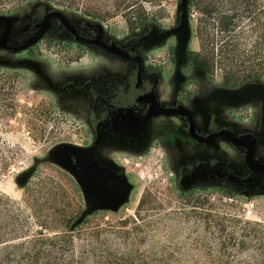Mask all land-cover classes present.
<instances>
[{
	"label": "rangeland",
	"instance_id": "rangeland-1",
	"mask_svg": "<svg viewBox=\"0 0 264 264\" xmlns=\"http://www.w3.org/2000/svg\"><path fill=\"white\" fill-rule=\"evenodd\" d=\"M28 2H0L20 11L0 16V223L16 231L0 235L7 264H46L20 262L27 244L64 233L84 264H264V171L223 135L253 138L264 165V0ZM30 42L37 57L22 52ZM184 87L196 91L184 105L197 136L170 111ZM66 146L121 170L128 200L109 209L87 197L58 158ZM217 165L235 174L208 180ZM230 235L250 237L240 248Z\"/></svg>",
	"mask_w": 264,
	"mask_h": 264
},
{
	"label": "water",
	"instance_id": "water-1",
	"mask_svg": "<svg viewBox=\"0 0 264 264\" xmlns=\"http://www.w3.org/2000/svg\"><path fill=\"white\" fill-rule=\"evenodd\" d=\"M178 31L182 42L189 40L190 29L186 20L182 21ZM40 35L41 33L35 39ZM58 158L71 168L87 197L99 199V206L117 209L128 200L131 184L124 173L111 163L101 159H89L88 152L73 146L62 148Z\"/></svg>",
	"mask_w": 264,
	"mask_h": 264
},
{
	"label": "trees",
	"instance_id": "trees-1",
	"mask_svg": "<svg viewBox=\"0 0 264 264\" xmlns=\"http://www.w3.org/2000/svg\"><path fill=\"white\" fill-rule=\"evenodd\" d=\"M10 1L20 2L23 0H0V2H3V3L4 2H10ZM28 1L29 2L27 3L26 6L30 5V7H31L32 5H35L42 0H28ZM18 12H20V11H8V13L0 12V16H8V15L16 14ZM34 42H30L22 50L24 55H26L29 58H34V57L38 56L37 52H36V46L37 45H35ZM239 82H240L239 80H238V82H235V83L225 81V85L234 87V86H237L239 84ZM6 200H7V202H9L11 199L9 200V198H7ZM1 201H3V197L0 194V204H1ZM1 212H2V206H0V215H1ZM2 226H3L2 223H0V235H10L9 233L12 234V233L16 232V231H14L15 229H13V230L11 229V230L7 231V229H5V227L3 228ZM64 234L65 235L59 236V238L56 240L59 242H56L54 240H48V239H38V240L34 241V244H31V245L27 244L26 249L28 251H26V253H25L27 256H25V257L22 256L20 262H22V260H24V259L29 261L31 259H40L41 257L44 256V257H47L49 260V261H47L46 264H84V261L86 259V252L82 251L80 256H79V259L76 260L74 258L76 256L75 252L71 248V242H72L71 237L73 235H68V233H64ZM69 234H71V233H69ZM60 237L63 240H60ZM243 237L248 238V237H250V235H240V237L235 236V235H230V236H228V240L227 239L226 240L228 242H233L234 243L233 246H235V244H237L238 247L242 248L243 244H244V240L242 239ZM13 240L15 243L12 245H21V247L26 245V242L24 240L22 241V239H20L18 241H16L17 239H13ZM53 242L54 243L56 242V244H52ZM8 243H9V241H7V240L1 241V239H0V244L5 245ZM51 244H52V246H51ZM13 247H15V246H13ZM9 261H10V258L8 255L0 256V264H7Z\"/></svg>",
	"mask_w": 264,
	"mask_h": 264
},
{
	"label": "flooded vegetation",
	"instance_id": "flooded-vegetation-1",
	"mask_svg": "<svg viewBox=\"0 0 264 264\" xmlns=\"http://www.w3.org/2000/svg\"><path fill=\"white\" fill-rule=\"evenodd\" d=\"M70 29H72V32L74 33V37L75 39H78V40H81V41H87V42H91V43H94V44H98L102 47H104L105 49L111 51V52H115V53H121L120 49L119 48H113L111 47L110 45H108L106 42L102 41V40H99V39H83L82 36H79L77 33H76V30L71 28L70 26H68ZM194 80V83H191V84H197L199 85L200 84V81H198L197 79H192ZM187 82V81H186ZM190 82H187L186 84L188 85ZM196 85V86H197ZM186 86V85H185ZM224 87H226L224 85ZM196 91L194 89H191V88H188L184 87L183 91H182V98H180L181 100V105H178V107L174 108V109H170V111L172 113H175L177 115H180L182 117H187L188 120L190 121V131L191 133L194 135V136H197V127L193 121V117H192V113L191 111L184 105H189L190 102H191V98L194 97L196 95L195 93ZM144 100H147L146 98ZM152 105H154V108H155V111L157 112H161V110L163 108L159 107L156 100L153 99L152 100ZM225 135V137L227 138L228 141H230L231 143H233L234 145L236 146H241V147H244L246 149V160L247 162L249 163V165L254 168V169H257V170H263L264 171V165H259V161L255 160L253 158L254 156V149H255V146H256V143L254 141L253 138H250V137H236L233 135V133L229 132V131H225L223 132ZM210 134V132L208 133ZM219 134L217 132H213L211 133V135L208 136V140H211V139H215L216 137H218ZM207 140V141H208ZM211 175L210 177L208 178V180L210 179L211 181H223V180H226V181H229L230 179L228 178V175L230 173H234L235 174V171L232 169V168H229V167H225V166H220V165H217L216 168H214L211 172ZM194 181V180H192ZM200 180H197L195 179L194 182H198ZM201 181H204V180H201Z\"/></svg>",
	"mask_w": 264,
	"mask_h": 264
}]
</instances>
